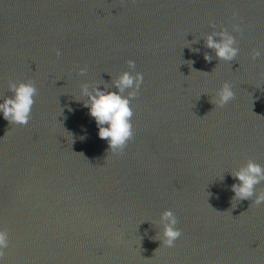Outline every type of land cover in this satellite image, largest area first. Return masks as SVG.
<instances>
[{"label":"water","instance_id":"95a60500","mask_svg":"<svg viewBox=\"0 0 264 264\" xmlns=\"http://www.w3.org/2000/svg\"><path fill=\"white\" fill-rule=\"evenodd\" d=\"M233 24L239 54L218 61L203 37ZM129 59L144 81L118 156L80 86L115 91ZM9 81L38 95L27 125L0 113V264H264V204L231 190L248 159L264 165V0H0V102Z\"/></svg>","mask_w":264,"mask_h":264},{"label":"clouds","instance_id":"9594fccd","mask_svg":"<svg viewBox=\"0 0 264 264\" xmlns=\"http://www.w3.org/2000/svg\"><path fill=\"white\" fill-rule=\"evenodd\" d=\"M210 26L216 27L214 24ZM232 32L242 33V28L239 24H233L231 32L222 27L219 31H212L203 37L205 46L214 51L218 61L232 62L239 54L238 42ZM56 55L58 57L61 55L59 49L56 50ZM260 56L261 50L253 49L252 58L256 59ZM213 58L208 53L204 54L207 62H211ZM126 63L131 71H122L115 79H112L111 85L116 89L115 91L107 89L106 85L104 90H101L100 84L93 86L91 90L87 83L80 86V95L85 98L83 105L89 109L91 117L95 119L99 138L107 141L108 152L118 156L124 154L129 141L134 139L132 101L139 95L144 81V74L135 71V61L129 59ZM86 72V67L79 68V74L84 75ZM8 91L12 95L2 99L0 113H3L4 119L11 125H27L38 95L37 87L32 81H9ZM234 99L235 92L232 85L225 81L217 91L214 103L215 106L222 108ZM231 175L239 181L231 186L235 194L233 200H251V204L256 206L264 204V188L257 191V185L264 183V165L248 159L237 170L231 172ZM159 223L162 225V232L158 237L162 242L161 245L167 248L175 247V242L182 235V231L176 227L177 216L171 209H166L161 213ZM8 244L7 231L0 230V260L5 257Z\"/></svg>","mask_w":264,"mask_h":264}]
</instances>
